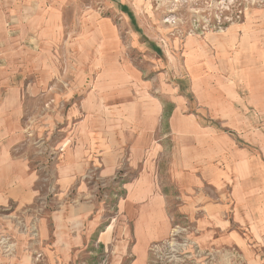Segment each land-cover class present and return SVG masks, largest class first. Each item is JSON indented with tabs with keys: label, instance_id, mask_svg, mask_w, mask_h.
Segmentation results:
<instances>
[{
	"label": "crops",
	"instance_id": "crops-1",
	"mask_svg": "<svg viewBox=\"0 0 264 264\" xmlns=\"http://www.w3.org/2000/svg\"><path fill=\"white\" fill-rule=\"evenodd\" d=\"M3 34L0 14V61ZM226 59L217 64L203 46L187 44L193 104L171 88L120 95L96 89L97 80L81 98L71 145L65 141L57 159L60 195L48 211L37 204V172L13 151L23 138L22 111L0 64V209L25 210L32 239L26 259H18L21 253L11 264H69L92 237L115 246L112 264L125 253L128 264H147L150 247L167 241L175 225L185 227L202 264H264V125H246L241 117L242 108H257L255 80ZM218 74L225 79L214 88ZM239 85L250 87L241 102L232 88ZM192 108L208 110L211 120L184 112ZM99 180L116 197L109 221L98 210Z\"/></svg>",
	"mask_w": 264,
	"mask_h": 264
},
{
	"label": "rangeland",
	"instance_id": "rangeland-1",
	"mask_svg": "<svg viewBox=\"0 0 264 264\" xmlns=\"http://www.w3.org/2000/svg\"><path fill=\"white\" fill-rule=\"evenodd\" d=\"M0 14V64L9 84L18 89L22 111L23 138L13 151L37 172L42 198L37 204L47 211L60 195L57 159L81 117V98L101 80L96 89L102 91L138 95L144 89L156 94L171 88L195 103L185 68L190 42L203 46L217 64L233 60L243 78L255 80L257 108H242L241 117L246 125H264V0H0ZM224 47L228 53H221ZM127 72L132 77L126 78ZM223 79L215 75L214 88ZM232 88L240 93L239 102L250 90L242 85ZM184 112L211 120L208 110ZM95 196L99 212L109 221L116 213V197L101 187ZM66 199L74 204L73 191ZM12 210L0 209V237L9 238L0 242V264H11L21 253L18 259L25 260L32 242L25 233V210L11 214ZM29 228L35 233L32 223ZM173 228L167 241L150 247L147 264H202L200 257L183 255L195 246L185 227ZM93 240L69 264H112L115 246ZM130 260L125 253L120 264Z\"/></svg>",
	"mask_w": 264,
	"mask_h": 264
},
{
	"label": "built area",
	"instance_id": "built-area-1",
	"mask_svg": "<svg viewBox=\"0 0 264 264\" xmlns=\"http://www.w3.org/2000/svg\"><path fill=\"white\" fill-rule=\"evenodd\" d=\"M115 180V179H114ZM98 187H101V188H107V183H105L104 181H101V180H99L98 181ZM173 231H175L174 230V228H173ZM172 231V232H173ZM6 237H3V236H1L0 237V242L1 241H5L6 242V239H7V242H8V237L5 239ZM169 245H170V243H168ZM186 244V243H185ZM11 244H8L7 246H5V250L7 251V250H9V246H10ZM174 246H175V244H174ZM173 250H175V249H173ZM183 254V253H182ZM185 257H187V258H192V257H200L199 256V252H198V248H196L195 247V250H193L192 251V253L190 252V253H187V252H184V254H183ZM180 259V258H179Z\"/></svg>",
	"mask_w": 264,
	"mask_h": 264
},
{
	"label": "trees",
	"instance_id": "trees-1",
	"mask_svg": "<svg viewBox=\"0 0 264 264\" xmlns=\"http://www.w3.org/2000/svg\"><path fill=\"white\" fill-rule=\"evenodd\" d=\"M123 10H126V9L123 7Z\"/></svg>",
	"mask_w": 264,
	"mask_h": 264
}]
</instances>
